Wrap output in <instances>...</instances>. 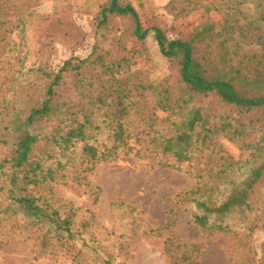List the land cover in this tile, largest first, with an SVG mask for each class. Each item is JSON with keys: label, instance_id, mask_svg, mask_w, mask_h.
<instances>
[{"label": "trees", "instance_id": "16d2710c", "mask_svg": "<svg viewBox=\"0 0 264 264\" xmlns=\"http://www.w3.org/2000/svg\"><path fill=\"white\" fill-rule=\"evenodd\" d=\"M245 2L262 8L264 18V0H197L209 12L230 6L228 18L221 29L206 20L183 35L176 29L145 25L129 2L104 0L98 29H107L119 17L130 21L132 35L141 45L153 36L179 73L173 82L131 84L133 75H124L126 57L110 63L102 56L72 57L55 68L42 49L27 64L28 23L26 17L20 18L21 42L11 40L13 60L6 82L0 83V93L4 92L0 94V236L5 228L14 236L25 229L41 234L45 227L71 233L76 211L62 216V206L57 208L39 192L56 179L52 164L57 158L79 146L92 162L125 152L172 169L188 163L203 180L183 194L195 208L193 222L207 229L213 219L220 220L218 228L228 230L222 222L232 211L249 207L264 182V60L240 52V39L233 36L234 30L244 35L253 23L239 25L238 5ZM3 10L0 4L1 15ZM158 111L167 116L161 118ZM255 113L261 115L257 122L261 134L258 141L247 142L243 120ZM220 136L241 141L252 150L251 159L236 160L225 149H217L212 143ZM45 237L36 239L43 242ZM262 258L264 264V254Z\"/></svg>", "mask_w": 264, "mask_h": 264}, {"label": "rangeland", "instance_id": "374dc122", "mask_svg": "<svg viewBox=\"0 0 264 264\" xmlns=\"http://www.w3.org/2000/svg\"><path fill=\"white\" fill-rule=\"evenodd\" d=\"M124 1L136 7L145 25L176 29L183 35L206 20L221 29L230 7L223 6L221 14L216 9L209 12L204 5H197V0ZM103 2L0 0L4 7L3 15L0 14V83L6 82L13 60L11 40L21 42V26L17 25L22 17L28 23L27 64L42 49L55 68L62 67L72 57L102 56L105 63L126 57L129 61L124 66V75H133L131 84L139 80L175 81L179 73L161 54L154 37L150 36L141 45L133 37L128 19L117 17L107 29H98L97 18ZM238 9L239 25L253 20L244 35L234 30V38L240 39L238 50L257 54L259 57L255 59L264 60L260 56L264 55V18L260 17L263 9L250 2L239 4ZM229 45L232 48V42ZM93 70L90 69V76ZM67 80L71 82L70 77ZM158 114L161 118L167 116L162 111ZM237 114L232 115L237 117ZM260 117L259 113L245 115L247 142L259 140ZM131 144L135 145V139ZM212 145L225 149L236 160L251 159L252 150L242 146L241 141L220 136ZM52 165L56 179L42 186L39 194L53 200L57 208L62 206L59 208L62 216L73 213L71 209L76 211L71 233L45 227L41 234L25 229L14 236L5 228V234L0 236V264H245L248 260L253 264L263 263L264 182L249 207L232 211L222 222L228 230H220L221 221L214 219L204 229L193 222L195 208L183 197L203 184L195 175L196 169L188 163L181 169H172L156 160L125 152L92 162L79 146L59 156ZM43 235H46L43 242L36 239Z\"/></svg>", "mask_w": 264, "mask_h": 264}]
</instances>
